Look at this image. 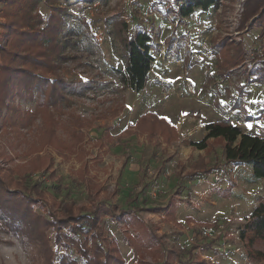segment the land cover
Returning a JSON list of instances; mask_svg holds the SVG:
<instances>
[{"label":"rangeland","instance_id":"rangeland-1","mask_svg":"<svg viewBox=\"0 0 264 264\" xmlns=\"http://www.w3.org/2000/svg\"><path fill=\"white\" fill-rule=\"evenodd\" d=\"M55 1L65 18L60 40L68 61L61 75L73 84H95L84 95L70 96L55 116L59 135L71 141L63 128L69 124V132L76 128L82 141L62 154L51 146L40 150V118L18 132L1 118L0 168H10L18 183L15 169L33 176L28 185L43 181L40 189L66 206H91L81 176L103 184L106 193L99 201L116 189L106 202L116 205L117 212L136 210L135 215L162 238L167 249L182 251L185 264H200L198 259L206 264H264V244L254 246L263 257L250 259L241 238L246 219L258 199L264 198V180L255 179L245 165H225L220 139L209 140L204 150L193 145L204 139L208 123L226 118L264 135V83L257 73L264 63L261 29L244 24L248 0H218L208 11L196 9L187 18L167 14L165 0L159 6L151 0ZM175 1L170 2L176 8ZM135 10L154 24L150 45L155 62L140 92L120 88L116 72L126 67L121 23L134 26ZM40 11L47 19L52 9L42 2ZM1 36L0 27V44ZM227 54L239 58L237 63L244 62L229 69ZM16 103L22 112L35 108L25 100L16 98ZM147 112L167 117L177 126V136L167 141L163 134L150 138L141 133L136 123ZM37 156L43 163L34 162ZM49 156L56 180L46 170ZM201 158L207 168L219 165L220 169L206 177L185 178ZM7 220L0 210V264H42L34 244L3 225ZM203 224L223 225L224 236L200 237ZM102 227L110 240L117 239L125 264H139L125 238L130 230L125 221L107 217ZM48 234L53 239V231ZM64 251L58 249L59 254ZM69 253L78 256L74 249ZM145 259L155 264L150 256Z\"/></svg>","mask_w":264,"mask_h":264},{"label":"trees","instance_id":"trees-1","mask_svg":"<svg viewBox=\"0 0 264 264\" xmlns=\"http://www.w3.org/2000/svg\"><path fill=\"white\" fill-rule=\"evenodd\" d=\"M155 5L163 4L164 0H151ZM167 14L187 18L196 9L208 11L218 0H176V8L171 0H165ZM45 2L52 9L47 19L40 11V4ZM55 0H0L1 34L0 44V119L9 122L11 131H21L33 126L37 119L42 120V145L55 148L60 154L70 146H77L82 141V134L69 124L63 126L67 140L57 132L58 121L56 112H61L72 95H84L94 87L93 82L73 84L63 78L61 72L68 57L64 54V45L60 40V32L65 18L61 7L55 5ZM134 23H121L123 32L122 43L126 52V67L116 71L119 75L120 88H130L136 92L145 89L149 74L155 62L153 48L150 45L154 37V24L138 11L131 14ZM247 27H259V40L264 58V0H248L243 16ZM229 43V40H228ZM232 45L229 44V47ZM226 49L228 46L226 44ZM224 50V49H223ZM242 55H239L240 59ZM229 69L240 66L244 61L231 59L226 55ZM262 75L263 67L257 70ZM249 76V73H248ZM17 100H25L35 104L34 109L24 112L18 107ZM24 113V114H22ZM137 128L150 138L163 134L167 141L177 136L178 130L174 123L160 117L157 113L147 112L136 123ZM73 133V136H72ZM220 139L223 144L225 165H246L253 168V177L264 180V135L254 134L238 127L227 119L211 122L206 125V136L200 142H194L200 150L208 147V141ZM43 147V148H42ZM39 150V152H41ZM51 180H56L55 170L50 168L52 158H45ZM41 161V162H38ZM36 163H43L37 156ZM45 164V163H44ZM41 164L40 166H42ZM0 168V210L8 219L3 223L9 229L16 231L21 237L34 244L42 264H125L117 239L108 238L102 227V222L111 217L113 220H124L129 227L125 232L128 244L136 251L139 264H150L145 257L150 256L155 264H185L183 253L177 248L167 249L160 236L144 221L139 219L133 209H118L106 201L112 199L118 192L105 194L99 201L101 193H106L102 183L94 178L86 180L91 206L77 207L73 203L66 206L53 194L40 189L43 181H34L28 185L33 176L28 173H18L20 182L13 180L10 168ZM220 169L219 165L207 168L203 158L194 166L185 178L195 179L206 177ZM31 173V172H30ZM206 224V223H205ZM204 225V224H203ZM53 231V239L49 236ZM241 238L247 246V256L250 259L263 257L261 251L254 246L264 244V198H259L253 212L246 219ZM54 241V246L52 245ZM64 249L61 254L58 249ZM74 249L77 257L69 251ZM191 257V255H189ZM58 258V260H57ZM200 264H206L199 260Z\"/></svg>","mask_w":264,"mask_h":264},{"label":"built area","instance_id":"built-area-1","mask_svg":"<svg viewBox=\"0 0 264 264\" xmlns=\"http://www.w3.org/2000/svg\"><path fill=\"white\" fill-rule=\"evenodd\" d=\"M200 237L202 238H218L223 237L225 234L224 226L221 224L215 225H202L199 227L198 231Z\"/></svg>","mask_w":264,"mask_h":264},{"label":"crops","instance_id":"crops-1","mask_svg":"<svg viewBox=\"0 0 264 264\" xmlns=\"http://www.w3.org/2000/svg\"><path fill=\"white\" fill-rule=\"evenodd\" d=\"M226 119H227V118H226ZM232 123L235 124L234 122H232ZM235 125L238 126V127H241V126H239V125H237V124H235ZM241 128H242V127H241ZM254 134H255V133H254ZM245 166H246V167H249L250 171L253 172V168H252V166H251L250 164H246ZM240 167H241V166H240ZM251 175H252V174H251ZM216 188H219V187H216ZM212 204H214V202H212L211 205H212ZM254 207H255V206H254ZM235 208H237V210L240 209L239 203L236 204ZM215 219H216V218H214V220H215ZM206 221L209 222L208 220H206ZM206 221H205V222H206Z\"/></svg>","mask_w":264,"mask_h":264},{"label":"snow or ice","instance_id":"snow-or-ice-1","mask_svg":"<svg viewBox=\"0 0 264 264\" xmlns=\"http://www.w3.org/2000/svg\"><path fill=\"white\" fill-rule=\"evenodd\" d=\"M185 115H187V113H185ZM165 119H168L167 117H165ZM249 127H251V125H249Z\"/></svg>","mask_w":264,"mask_h":264}]
</instances>
